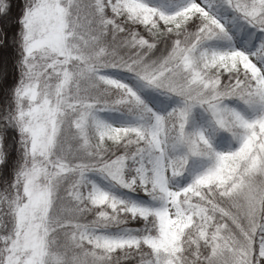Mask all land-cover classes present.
I'll return each mask as SVG.
<instances>
[{
	"label": "snow or ice",
	"instance_id": "obj_1",
	"mask_svg": "<svg viewBox=\"0 0 264 264\" xmlns=\"http://www.w3.org/2000/svg\"><path fill=\"white\" fill-rule=\"evenodd\" d=\"M0 264H264V0H0Z\"/></svg>",
	"mask_w": 264,
	"mask_h": 264
}]
</instances>
